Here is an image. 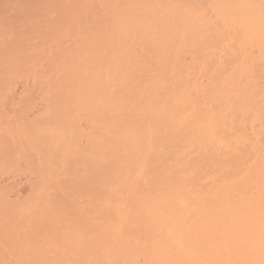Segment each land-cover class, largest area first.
<instances>
[{
    "label": "bare ground",
    "instance_id": "6f19581e",
    "mask_svg": "<svg viewBox=\"0 0 264 264\" xmlns=\"http://www.w3.org/2000/svg\"><path fill=\"white\" fill-rule=\"evenodd\" d=\"M0 264H264V0H0Z\"/></svg>",
    "mask_w": 264,
    "mask_h": 264
}]
</instances>
